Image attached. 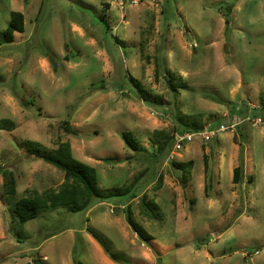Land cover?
Segmentation results:
<instances>
[{"label":"rangeland","instance_id":"rangeland-1","mask_svg":"<svg viewBox=\"0 0 264 264\" xmlns=\"http://www.w3.org/2000/svg\"><path fill=\"white\" fill-rule=\"evenodd\" d=\"M13 11L25 29L0 46V264H264V123L247 119L264 121V0L124 11L116 0H0L1 40ZM241 120L158 151L175 132ZM27 140L49 152L68 141L96 168L101 195L137 196H94L78 211L48 204L22 221L18 198L65 181Z\"/></svg>","mask_w":264,"mask_h":264},{"label":"trees","instance_id":"trees-1","mask_svg":"<svg viewBox=\"0 0 264 264\" xmlns=\"http://www.w3.org/2000/svg\"><path fill=\"white\" fill-rule=\"evenodd\" d=\"M25 29V16L21 11H13L12 12V19L10 20L8 26L3 31V38L0 39V46L3 42H13L14 40V34L16 32H23ZM263 110L256 113L257 115H262ZM64 127L65 130L68 133H71L73 135H78L77 130L71 125L70 121L66 119L64 121ZM201 127H197L196 129L192 130H198L201 129ZM191 131V130H188ZM185 132V131H184ZM122 139L124 142L133 150L138 149V142L136 138L134 137L133 133L131 131H124L122 133ZM173 141V136L163 142H161L159 145V149L163 150L164 147L168 144V142ZM27 152L30 155H33L35 157H39L43 159L44 161L54 165L59 170H62L64 172L65 181L62 183L60 190H53L51 188L44 189L41 192H34L30 197H20L15 202V208L14 211L16 214L20 217L22 221H29L31 219L37 218L39 215V210L42 206H46L48 204H51L53 206L57 205H63V206H70V208L74 211L80 210L79 201L86 202L85 204H89L91 199L96 196L99 197L101 200L103 198H106L107 196H103L100 194L99 189L97 187L96 181L94 183L92 182V174L95 175L96 168L94 166H90L89 164L79 160L77 157H75L73 153V149L71 147V144L68 141L62 142L57 150L55 152H49L44 151L40 144L34 143L32 141L27 140ZM178 166H184V163H175ZM6 169H1L0 172H3L4 174L8 173L5 171ZM242 166H237L234 169V177L233 181L235 183H239L242 178ZM9 174L11 175V179L9 181V192L12 194V196L17 195L16 191V182L14 178V174H11L9 171ZM71 181V182H70ZM115 196L124 197L125 199L132 196V198L136 197L135 193L132 192H124L122 194H111L107 198L112 197L115 198ZM117 197V198H118ZM90 201V202H89ZM123 207L125 209L126 218L128 223L133 227L135 233L139 237H143L144 235L141 233L139 227L134 224L132 220V213L127 204H123Z\"/></svg>","mask_w":264,"mask_h":264},{"label":"built area","instance_id":"built-area-1","mask_svg":"<svg viewBox=\"0 0 264 264\" xmlns=\"http://www.w3.org/2000/svg\"><path fill=\"white\" fill-rule=\"evenodd\" d=\"M162 0H116V3L120 10L124 11L125 7L129 5H140L142 3H160ZM248 120L253 121V125L263 124V118L260 116H256L255 118L247 117ZM243 120L239 122H218L213 125L212 123H208L203 125L201 129L191 130L185 132H175L173 136L174 148L176 150H181L185 143L192 142L195 139H200L203 143H206L214 138H216L219 134L225 132H235L238 126L241 125Z\"/></svg>","mask_w":264,"mask_h":264},{"label":"water","instance_id":"water-1","mask_svg":"<svg viewBox=\"0 0 264 264\" xmlns=\"http://www.w3.org/2000/svg\"><path fill=\"white\" fill-rule=\"evenodd\" d=\"M34 264H44V262H43L41 259H39V260H36V261L34 262Z\"/></svg>","mask_w":264,"mask_h":264}]
</instances>
